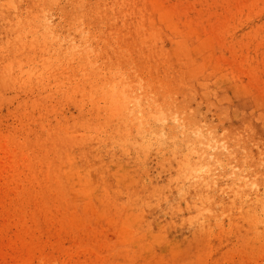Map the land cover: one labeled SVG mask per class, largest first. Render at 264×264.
Returning a JSON list of instances; mask_svg holds the SVG:
<instances>
[{
	"label": "bare ground",
	"instance_id": "bare-ground-1",
	"mask_svg": "<svg viewBox=\"0 0 264 264\" xmlns=\"http://www.w3.org/2000/svg\"><path fill=\"white\" fill-rule=\"evenodd\" d=\"M61 1L0 0V101L7 91L31 94L11 110L18 134L0 135V264H65L5 235L30 204L61 226L111 207L112 237L88 245L97 261L89 249L82 264H132L167 238L208 237L220 218L264 217V100L240 78L262 65L257 47L226 71L220 56L214 64L201 53L203 40L187 38H198L191 24L200 15L183 22L187 29L158 0ZM197 3L215 13V0L187 5ZM53 6L59 26L49 20ZM258 11L264 0H233L222 34ZM247 30L259 36L264 22ZM237 39L227 47L243 46ZM250 60L257 64L247 69ZM50 100L76 112L51 122ZM150 155L160 175L144 179ZM50 196L58 202L42 210Z\"/></svg>",
	"mask_w": 264,
	"mask_h": 264
},
{
	"label": "rangeland",
	"instance_id": "rangeland-1",
	"mask_svg": "<svg viewBox=\"0 0 264 264\" xmlns=\"http://www.w3.org/2000/svg\"><path fill=\"white\" fill-rule=\"evenodd\" d=\"M159 1L165 5L168 4L167 6L169 7L174 6L175 10H177V14L175 13L177 15L176 19L184 28L188 29V26L183 24V22H188L190 17L200 15V21L197 23L194 21L191 24V28L194 29L195 27L199 32L198 38L196 34L188 35L187 38H192L197 44H199V40L201 42L203 40L202 44L204 45L205 43V45L201 46V53L205 55L209 54L206 57L210 63L214 64L217 62L216 56H220L219 59L221 61L224 60L222 62L226 71L231 69L230 66H233L235 61L238 62L243 59L247 51L251 52L253 47H257V57L263 62L262 65L255 73L250 74L251 76L248 73H242L240 78L245 84V90L243 91H247L246 93L249 91V94L253 92L257 98L264 100V31L259 36L247 33V28L250 25H259L264 22L263 11L250 15L247 20L238 24L232 33L227 32L222 34L219 26L225 17L224 10L233 0H215V13L212 14L200 3L190 8L191 5H187L189 0ZM49 13V20L52 23L56 25L61 24L62 17L60 10L53 6ZM209 28L212 30H210L211 32ZM232 38H239L237 40L244 45L239 48L227 47L228 40ZM222 39H224L225 43H222ZM161 40L160 42L164 47H169L170 38L168 36H162ZM93 44H99L97 38H95ZM205 47H207V50H205ZM256 64L257 61L250 60L245 63V66H248L247 69H249L256 66ZM44 78L46 82L47 77ZM25 90L22 89L18 94H13V91H7L5 93L7 98L0 101V135L7 132L6 130L11 132L16 130L14 133L18 134L19 121L17 117H14L11 110L16 106L19 98L31 95L29 92L26 93ZM50 104L56 109L55 112H52L53 120L51 122H54L60 115L67 116L72 112H76L73 105L64 101L54 102L50 100ZM200 110L206 119L218 123L213 110L206 109L203 103ZM150 156L146 157V162L143 163L145 167L144 179L150 177L158 178L160 175L154 157ZM57 202L56 199L50 196L48 205L43 206L42 210L50 209ZM96 208L95 206L93 209L96 211ZM15 210L19 211L18 209ZM24 211L25 220L22 222L17 217L11 219L6 227L5 235L13 236L16 234L22 241L25 240L39 244V248L44 255L57 258L65 264L87 263L89 261V249L93 252L94 258L92 257V259L97 261L95 259L96 252L89 248L88 245L93 247L94 245H104L105 241L109 242V239L112 237V226L107 223V220L112 219V211L107 203L102 206V210L98 211L99 213L93 211V216L89 215L85 219L84 225L77 226H73L71 222L66 226H61L55 220L44 219L42 216L37 217L36 214H39L41 210L35 209L32 204L24 207ZM55 215L56 217H61L60 208L55 211ZM167 239L163 242L165 245L163 250L133 254L135 258L132 259V264H264V217L260 218V220L249 219L246 222L241 221L240 218H220L215 222V230H211V234L208 237L207 235L201 237L187 235V238H183V240L178 237Z\"/></svg>",
	"mask_w": 264,
	"mask_h": 264
}]
</instances>
